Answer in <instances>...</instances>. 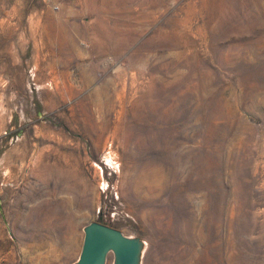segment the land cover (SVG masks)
<instances>
[{
    "label": "rangeland",
    "instance_id": "374dc122",
    "mask_svg": "<svg viewBox=\"0 0 264 264\" xmlns=\"http://www.w3.org/2000/svg\"><path fill=\"white\" fill-rule=\"evenodd\" d=\"M102 1L0 0V264H264V0Z\"/></svg>",
    "mask_w": 264,
    "mask_h": 264
},
{
    "label": "water",
    "instance_id": "95a60500",
    "mask_svg": "<svg viewBox=\"0 0 264 264\" xmlns=\"http://www.w3.org/2000/svg\"><path fill=\"white\" fill-rule=\"evenodd\" d=\"M146 240L122 229L91 220L84 225V240L78 258L70 264H107L112 251V264H143Z\"/></svg>",
    "mask_w": 264,
    "mask_h": 264
},
{
    "label": "bare ground",
    "instance_id": "6f19581e",
    "mask_svg": "<svg viewBox=\"0 0 264 264\" xmlns=\"http://www.w3.org/2000/svg\"><path fill=\"white\" fill-rule=\"evenodd\" d=\"M165 0H150V5L154 6V4L162 3ZM112 3L115 5L116 0H103L101 7L95 12V20L92 24H90V27L93 29L94 34L96 36H100L101 38H104L103 36L107 37H113L116 35L117 32L121 29V23L118 19H115L116 22H111V14L115 11ZM102 47H100V51H106V47L104 46V41L101 42ZM111 259V264L113 263L114 259V253L111 251L108 254L107 264H109V261Z\"/></svg>",
    "mask_w": 264,
    "mask_h": 264
}]
</instances>
